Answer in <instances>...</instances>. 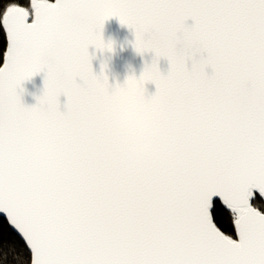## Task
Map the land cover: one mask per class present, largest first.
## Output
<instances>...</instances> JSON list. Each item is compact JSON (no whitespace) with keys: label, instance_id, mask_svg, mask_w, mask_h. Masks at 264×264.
<instances>
[{"label":"snow or ice","instance_id":"6c2138e0","mask_svg":"<svg viewBox=\"0 0 264 264\" xmlns=\"http://www.w3.org/2000/svg\"><path fill=\"white\" fill-rule=\"evenodd\" d=\"M111 17L153 54L123 84L89 53ZM0 24V264H264V0H7Z\"/></svg>","mask_w":264,"mask_h":264},{"label":"water","instance_id":"95a60500","mask_svg":"<svg viewBox=\"0 0 264 264\" xmlns=\"http://www.w3.org/2000/svg\"><path fill=\"white\" fill-rule=\"evenodd\" d=\"M188 23H192V21L189 20ZM103 37L105 41L111 40L114 42V50L112 52L100 51L94 46H90L89 53H94L92 65L96 73L100 72L101 63H106V73L111 84L117 82L123 84L129 75L134 74L138 77L145 66V62L151 63L153 54L144 53L141 55L136 52L131 43L135 39L134 32L127 25L121 24L118 17H111L105 21ZM159 66L161 71L166 73L169 67L168 61L165 58H161ZM209 71L211 70L209 69ZM43 79L44 74L38 73L23 82L24 92L22 93V100L26 105L36 103V96L40 95L43 89ZM146 88L149 93L155 92V84L153 83H148ZM66 99L65 96L61 95L60 103L62 109ZM215 201L221 203L219 197H214ZM222 206L230 213L226 206L223 204Z\"/></svg>","mask_w":264,"mask_h":264},{"label":"clouds","instance_id":"9594fccd","mask_svg":"<svg viewBox=\"0 0 264 264\" xmlns=\"http://www.w3.org/2000/svg\"><path fill=\"white\" fill-rule=\"evenodd\" d=\"M120 119L128 123L133 129L144 127V121L135 109L124 111ZM127 154L132 160H140L145 154L155 155V151L150 142H140L127 148ZM54 167V165H52Z\"/></svg>","mask_w":264,"mask_h":264},{"label":"trees","instance_id":"16d2710c","mask_svg":"<svg viewBox=\"0 0 264 264\" xmlns=\"http://www.w3.org/2000/svg\"><path fill=\"white\" fill-rule=\"evenodd\" d=\"M7 0H0V10L6 5ZM0 45H3L6 49V37L3 32L2 24H0ZM0 65H2V60H0ZM214 220L217 225L221 228L222 231H225L227 234L235 235V227L232 223L231 213L227 212L222 204L218 201H215V207L213 209Z\"/></svg>","mask_w":264,"mask_h":264}]
</instances>
